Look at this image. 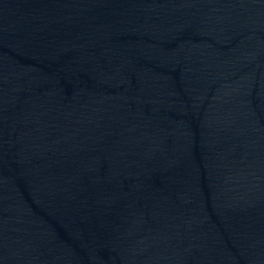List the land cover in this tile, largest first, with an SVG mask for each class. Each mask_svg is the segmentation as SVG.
I'll return each instance as SVG.
<instances>
[{
  "label": "water",
  "instance_id": "95a60500",
  "mask_svg": "<svg viewBox=\"0 0 264 264\" xmlns=\"http://www.w3.org/2000/svg\"><path fill=\"white\" fill-rule=\"evenodd\" d=\"M0 264H264V0H0Z\"/></svg>",
  "mask_w": 264,
  "mask_h": 264
}]
</instances>
